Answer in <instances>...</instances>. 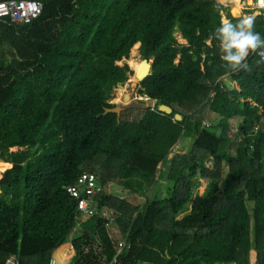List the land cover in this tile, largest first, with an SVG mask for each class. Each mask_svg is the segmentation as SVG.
<instances>
[{
  "label": "trees",
  "instance_id": "obj_1",
  "mask_svg": "<svg viewBox=\"0 0 264 264\" xmlns=\"http://www.w3.org/2000/svg\"><path fill=\"white\" fill-rule=\"evenodd\" d=\"M29 1L43 5L33 24L0 21V264H264V66L254 54L250 73H229L209 39L222 12L242 17L216 0ZM235 1L224 4L241 13ZM254 23L264 34V16ZM135 44L154 57L138 94L156 106L105 114ZM183 138L189 153L173 150ZM86 173L101 187L97 213L70 241L81 217L67 187ZM158 181L167 194L142 207L106 191L147 196Z\"/></svg>",
  "mask_w": 264,
  "mask_h": 264
},
{
  "label": "rangeland",
  "instance_id": "obj_2",
  "mask_svg": "<svg viewBox=\"0 0 264 264\" xmlns=\"http://www.w3.org/2000/svg\"><path fill=\"white\" fill-rule=\"evenodd\" d=\"M236 4L238 5V3H240V0H236L235 1ZM250 1H243L242 5L243 8L246 7L247 3L248 5L251 6V4H249ZM243 8L241 9V17H246V16H252V17H256L258 15V11H252V10H243ZM250 12V13H249ZM225 12H222V16H224ZM243 14V15H242ZM223 20V17H222ZM175 35L177 36V39L180 43L185 44L187 41L186 39H184L181 35V33L179 31H177L175 33ZM141 45V44H140ZM140 46H137V44H135L133 46V48L131 49V53H130V57L129 59H123L122 61L116 62L118 66L120 67H124L126 65L129 66V70L132 72V74H129V79L128 81L124 84L125 88L124 91H131V89L133 88V92L131 93V97L129 100H127L126 102L124 101V96L127 93L121 94L119 92L123 91V89L121 88H116L113 90L112 92V102L113 104L117 105H121L123 107H134L136 109H144L147 107H155L154 102L146 97H142L138 94V89L140 87V81H138L136 79L135 76V70H133L129 64L130 60L133 58V54H136L135 60H137L139 63H141L144 60V57L142 56L141 52H140ZM177 62V61H176ZM228 83V82H227ZM133 84V85H132ZM229 88L231 89H236V85L232 84V83H228ZM123 99V100H122ZM143 103V104H142ZM241 120L238 119H233L229 121V126H230V130L228 132V136L230 138V146H231V154H234V149H235V143L238 142L239 136H238V126L240 124ZM209 123L206 124V127H209ZM193 139L191 138H183L181 139V141L177 144V146H175V148L173 149L176 152H184V153H189L192 151L193 149ZM18 149H13L11 152H17ZM225 172L227 171V169L225 168L224 170ZM168 183L166 182H162V181H158V183L154 184L152 187V190L150 191L149 194L146 195H142V194H138V193H132L130 191H128L126 188H124L123 186H121L120 184L117 183H109L106 187V191L108 192V194L112 195V196H116L119 197L120 199L124 200L125 202L133 205V206H140L142 207L146 201L150 200L153 198L155 192L157 193H163L164 195L167 194V186ZM207 184L208 181L207 180H203V179H197L195 181L194 184V194H196L197 192L202 194L205 189L207 188ZM107 216H111V218L114 219V215H112V211L110 210V212L107 213ZM110 232H111V237L114 239V242L116 244V248L120 249L119 244L121 245L123 243L124 240L120 239V231L117 230L114 226V221L112 220V226L109 227ZM82 229L77 227V231L72 233L70 236V241L78 237H80V235L82 236Z\"/></svg>",
  "mask_w": 264,
  "mask_h": 264
},
{
  "label": "built area",
  "instance_id": "obj_3",
  "mask_svg": "<svg viewBox=\"0 0 264 264\" xmlns=\"http://www.w3.org/2000/svg\"><path fill=\"white\" fill-rule=\"evenodd\" d=\"M250 1L251 6L246 5L243 10L258 11V15L264 16V0H240ZM225 5V4H224ZM43 13V5L39 2L29 0H0V21H10L17 26H29L37 21ZM223 20L225 18V14ZM254 56V54H253ZM256 56L260 59L259 55ZM264 66V64H263ZM101 187L99 186L98 177L95 174L86 173L72 186L67 187V192L71 198L76 199L78 203V228L82 227V217L92 218L97 213V207L93 200L99 195ZM126 246V242L119 247L121 250ZM6 264H15L14 260L7 261ZM50 264H55L52 261Z\"/></svg>",
  "mask_w": 264,
  "mask_h": 264
},
{
  "label": "clouds",
  "instance_id": "obj_4",
  "mask_svg": "<svg viewBox=\"0 0 264 264\" xmlns=\"http://www.w3.org/2000/svg\"><path fill=\"white\" fill-rule=\"evenodd\" d=\"M224 3L226 0H216L214 7L218 9ZM209 39L218 42L222 67L229 73L241 71L250 73L252 66L248 58L253 54H258L260 57L257 64H264V34L255 31L252 16L243 17L236 23L226 19L221 20L219 26L210 34Z\"/></svg>",
  "mask_w": 264,
  "mask_h": 264
},
{
  "label": "water",
  "instance_id": "obj_5",
  "mask_svg": "<svg viewBox=\"0 0 264 264\" xmlns=\"http://www.w3.org/2000/svg\"><path fill=\"white\" fill-rule=\"evenodd\" d=\"M249 4H251V2H249ZM232 7H233V4H227L226 5V8L230 11L231 15L233 18H240V16H236L234 15V13L232 12ZM154 62V57L151 56L149 59H144L142 62H141V65H140V68L139 70L135 73V76L137 78L138 81L142 82L143 80H145L152 72V63ZM118 88H121V89H124L125 86L124 84H119L118 85ZM130 99V97H129ZM125 94L124 96V101L126 102L127 100H129ZM154 102V105H156V101H153ZM127 107H123L121 105H117L115 108L113 109H107L105 111V114H109V113H115L117 114L118 116H120L121 112L123 110H125ZM160 111L164 114H167V115H171L173 113V109L167 105H160ZM183 117L179 114H176L175 115V120L176 121H182ZM0 163H3L2 162V159H1V153H0Z\"/></svg>",
  "mask_w": 264,
  "mask_h": 264
},
{
  "label": "bare ground",
  "instance_id": "obj_6",
  "mask_svg": "<svg viewBox=\"0 0 264 264\" xmlns=\"http://www.w3.org/2000/svg\"><path fill=\"white\" fill-rule=\"evenodd\" d=\"M232 12L234 13V15H236V16H240L241 14H240V12H238L234 7H232ZM140 65H141V63H139V62H135V61H132L131 63H130V66H131V68L133 69V70H135V73L139 70V68H140ZM137 79V78H136ZM133 85V84H132ZM134 88V87H133ZM133 88L131 89V91H124V89H123V91H121V92H119V93H121V94H124V93H126V96H127V98L129 99V97H131V93L133 92ZM123 100V99H122ZM143 104V103H142Z\"/></svg>",
  "mask_w": 264,
  "mask_h": 264
},
{
  "label": "crops",
  "instance_id": "obj_7",
  "mask_svg": "<svg viewBox=\"0 0 264 264\" xmlns=\"http://www.w3.org/2000/svg\"><path fill=\"white\" fill-rule=\"evenodd\" d=\"M226 5H227V4H226ZM226 5H225V6H226ZM240 14H241V13H240ZM242 15H243V14H242Z\"/></svg>",
  "mask_w": 264,
  "mask_h": 264
}]
</instances>
